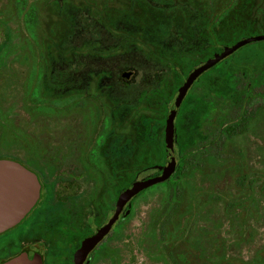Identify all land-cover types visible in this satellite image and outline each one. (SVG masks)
Wrapping results in <instances>:
<instances>
[{"label":"rangeland","instance_id":"obj_1","mask_svg":"<svg viewBox=\"0 0 264 264\" xmlns=\"http://www.w3.org/2000/svg\"><path fill=\"white\" fill-rule=\"evenodd\" d=\"M256 35H264V0H0V44L7 46L0 76L10 88L0 90V157L29 158L39 150L16 143L24 109H39L42 124L73 128L40 134L75 142L93 166V158L101 159L96 169L104 184L111 190L114 180L121 195L160 175L166 112L189 72ZM252 71H264V40L239 47L195 80L176 115V166L183 153L203 145L219 107L229 116L239 102L232 85H240L230 75ZM217 92L224 98L212 100L209 111L206 101ZM212 150L184 175L178 200L162 181L130 200L120 229L121 236L134 232L136 264H244L262 248L264 115ZM241 176L253 177L254 200L232 210L230 201L243 200L238 194L251 187L237 185ZM251 206L259 217L247 216ZM162 229L163 257L146 260L139 254H159Z\"/></svg>","mask_w":264,"mask_h":264},{"label":"flooded vegetation","instance_id":"obj_2","mask_svg":"<svg viewBox=\"0 0 264 264\" xmlns=\"http://www.w3.org/2000/svg\"><path fill=\"white\" fill-rule=\"evenodd\" d=\"M32 17L35 19L34 13L29 17L34 25ZM6 48L0 44V50ZM7 80L8 77L0 76V90L10 89ZM3 84L6 86L2 87ZM38 110L24 109L18 124L22 136L16 143L39 150L29 158L0 157L29 170L40 189L35 206L18 223L0 232V264H23L24 254L40 259L41 264H76V256L92 237L98 240L81 264H136L134 232L128 230L121 236L120 229L121 214L135 195L117 212L120 192L114 180L111 190L104 184L101 170L96 169L97 164L101 166V159L93 158V166L85 152L78 154L81 146L78 151V145L73 146L75 142L50 140L48 134L41 135L40 132L54 129L70 133L73 128L42 124ZM26 111L30 118H25ZM62 149L65 154H60ZM40 151L46 153L40 155ZM139 255L146 260L163 257L161 252Z\"/></svg>","mask_w":264,"mask_h":264},{"label":"water","instance_id":"obj_3","mask_svg":"<svg viewBox=\"0 0 264 264\" xmlns=\"http://www.w3.org/2000/svg\"><path fill=\"white\" fill-rule=\"evenodd\" d=\"M260 40H264V35L241 39L229 47H224L221 52L209 58L207 63L200 64L189 72L175 93L166 112L164 125V165L161 174L158 177H148L125 189L120 195L116 206L117 212L123 210L131 197L155 184L157 181L166 180L173 173L176 166V154L174 150L176 115L195 80L207 69L233 53L234 50L250 42ZM122 76L128 78L129 73L125 72ZM39 197V186L29 170L13 161L0 159V232L18 223L35 206ZM97 240V237H92L85 242L82 250L76 256V264L82 263L87 252ZM22 261L23 264H41L40 259L25 254Z\"/></svg>","mask_w":264,"mask_h":264},{"label":"trees","instance_id":"obj_4","mask_svg":"<svg viewBox=\"0 0 264 264\" xmlns=\"http://www.w3.org/2000/svg\"><path fill=\"white\" fill-rule=\"evenodd\" d=\"M241 75L242 74L238 75V77L230 75L229 77L232 84L237 82V84L239 83L240 85L236 89L232 85L234 94H237L238 92L241 95L239 102L235 103L236 105H234V103L231 105L229 116H225L223 114L224 110H221V107H219V115H217V121L214 124L216 127L214 126L215 128L213 127V129H210L211 132L208 134L205 140H201L202 142L205 141L203 145L193 146L189 151L183 153L178 159L174 175H171L166 180L162 181V185L164 187L174 189L175 193L171 195L175 197L176 200H178L181 195L183 187L182 179L184 178V175L188 173V171H196L202 166L204 159L209 156V152L213 153L212 146L217 149V147H222L223 145L227 144V142L233 143L240 135L251 129V124L256 118H258L260 115H264V71H252L247 75V77ZM218 94V92L214 94L216 98L211 96L207 99L206 102L208 104L210 103V106H208L209 111L213 106L212 100L216 101L214 103L215 105L219 102V100L224 98L222 95L220 96ZM223 103L224 102L222 101V106H224ZM224 109L226 110L225 107ZM204 134L205 133H203L202 136H204ZM199 144L201 143L199 142ZM201 148L205 150H201ZM257 180L259 181V179ZM260 181L262 183L260 188L264 194V176L260 179ZM253 183H255L253 177L247 178L246 176H241L237 179V185L239 187L245 188V185L247 184L251 187L247 186L250 190L246 189L247 191H243L244 193H241L240 191L238 194L240 195L239 198H243V200L230 201L229 206L231 209H234V207L238 205L243 207V202H248L251 200V198L254 200L252 196ZM255 186L257 185L255 184ZM244 209H246V205H244ZM262 209L264 217V207ZM232 213L234 215L237 214L234 211H232ZM246 214L251 219L254 216L256 217L257 214V217H259L258 209H252V206L249 208ZM163 229L162 235L160 236L161 238L159 239L160 241H158L157 245L160 252L165 250V239H163L165 230ZM261 247L262 248L258 249V251H254V255L252 254L253 256L251 255L244 264H264V236Z\"/></svg>","mask_w":264,"mask_h":264}]
</instances>
